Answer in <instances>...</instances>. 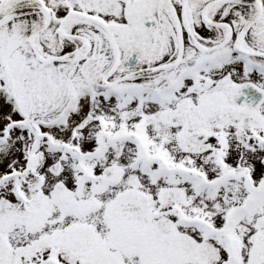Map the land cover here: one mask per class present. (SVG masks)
<instances>
[{
    "label": "snow or ice",
    "instance_id": "1",
    "mask_svg": "<svg viewBox=\"0 0 264 264\" xmlns=\"http://www.w3.org/2000/svg\"><path fill=\"white\" fill-rule=\"evenodd\" d=\"M0 264H264V0H0Z\"/></svg>",
    "mask_w": 264,
    "mask_h": 264
}]
</instances>
